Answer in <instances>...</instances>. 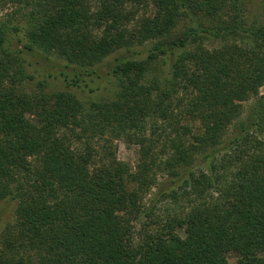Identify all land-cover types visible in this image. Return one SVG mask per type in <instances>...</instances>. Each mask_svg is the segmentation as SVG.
I'll list each match as a JSON object with an SVG mask.
<instances>
[{
	"label": "trees",
	"instance_id": "obj_1",
	"mask_svg": "<svg viewBox=\"0 0 264 264\" xmlns=\"http://www.w3.org/2000/svg\"><path fill=\"white\" fill-rule=\"evenodd\" d=\"M139 2L0 0L17 9L0 19V201L14 208L0 264H228L231 250L264 264V26H245L243 0H156L130 26ZM183 14L193 25L167 38ZM240 35L251 49L201 43ZM35 71L67 89H19ZM117 138L139 146L137 171ZM153 168L167 177L142 211L128 183L153 184ZM163 202L186 209L155 215Z\"/></svg>",
	"mask_w": 264,
	"mask_h": 264
},
{
	"label": "rangeland",
	"instance_id": "obj_2",
	"mask_svg": "<svg viewBox=\"0 0 264 264\" xmlns=\"http://www.w3.org/2000/svg\"><path fill=\"white\" fill-rule=\"evenodd\" d=\"M88 1L91 3V5H95L96 0H88ZM155 1L156 0H140L139 4L134 7H132L130 3H127V6H126L127 9H134L136 11L135 19L130 20L131 22L130 26H135L136 21L139 20V17L154 16L158 10L157 9L158 6L155 4ZM243 1L244 2H243L242 12H243L244 23L246 24L245 26H248V27L262 26L263 27L264 26V3L262 2V0H243ZM12 9L17 10L15 6L12 7L9 5L6 7L0 8V19H5V17L7 18L8 17L7 13H11V11H13ZM19 11L15 13L17 17L22 14V12L20 11L19 13ZM222 16L223 15H221V17ZM217 17H220V16H217ZM223 17L225 19H228L226 18V16H223ZM198 21H200V23L207 25V26H214L216 23V18L206 19L200 16ZM137 25L139 26L138 23ZM192 25H193V22L191 21V16L188 17V16H185L184 14L177 16L175 19L174 25L171 28L170 33L167 35V38L174 39V38L181 37L182 34ZM156 40L157 38L152 39L150 41L148 40L146 42V45H151ZM224 42H230L231 44L236 43L238 45L245 47L248 50L252 48L251 44H248L247 42H245L244 36L242 35L237 36L236 38L229 37L227 39L204 36L203 40L201 41V43L208 48L219 47ZM189 48L191 49L192 46H190ZM31 68L32 67H29L30 70ZM34 75H35V79H31L26 82L23 81V83L20 84L18 88L26 93H34V92L40 91V89L42 88H40L37 85V82L35 81L37 79L43 78L45 74L42 72L35 71ZM45 78L47 79L43 85V89L45 92H52V91L67 89L65 82L62 80V77L58 75L57 73L53 72L51 76H48V77L45 76ZM100 86L103 91L101 95L107 96L108 88L106 89L105 87L106 86L110 87V86L104 83H102ZM68 89H70L73 92H76L78 97H80L83 101H89L98 96L96 95L95 92L90 91L88 87H83V89L79 87L77 88L68 87ZM258 92H259V95H263L264 86L259 87ZM255 99L256 97L251 96L249 99L239 101L241 103L240 105L242 109V114H241L242 117L246 116V114L248 113V110L252 108V106L255 103ZM112 144H113L112 150L115 155V159L119 161L120 163H123L124 165L128 166L129 170L132 173L137 171L136 169H137V163L139 159L138 158L139 157V146L136 143L128 142L126 139H123V138L114 139ZM162 148L163 146L159 143L157 144L155 151L159 152L160 149ZM96 159L99 160V157H96ZM155 169L156 168H153V173H155L153 184H150L147 187L144 186L142 188H139L135 182L131 181L128 183L129 191L137 192V204L142 209V211H145L147 207H150L152 205L151 199H152L153 193L156 190V185H159L167 177L165 173L159 172L157 170L155 171ZM150 174H151L150 177H152V172ZM182 205H186V204L183 203ZM183 208H184L183 206L179 207V206H174L169 202H163V203H158L154 211H155V215H161V216L165 215L166 213L183 214V211L186 209L184 208L183 210ZM136 217H137V220H135L132 223L135 227L139 228L143 225L142 223H144L147 218H145L143 212H139ZM13 218H14L13 206L7 201H3V200L0 201V235L2 233V230L7 225L13 222ZM173 230L176 231L179 235H183L185 233L184 226H175ZM238 259H239V255L237 254L236 251L231 250L227 253L228 264H238Z\"/></svg>",
	"mask_w": 264,
	"mask_h": 264
}]
</instances>
